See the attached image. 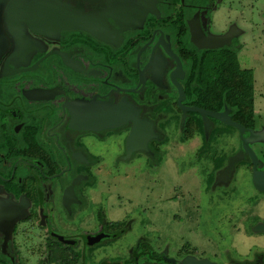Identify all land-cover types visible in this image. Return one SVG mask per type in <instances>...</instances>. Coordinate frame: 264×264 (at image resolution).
Masks as SVG:
<instances>
[{
    "label": "flooded vegetation",
    "instance_id": "flooded-vegetation-1",
    "mask_svg": "<svg viewBox=\"0 0 264 264\" xmlns=\"http://www.w3.org/2000/svg\"><path fill=\"white\" fill-rule=\"evenodd\" d=\"M259 43L264 0H0V264H264V100L239 59ZM242 70L248 120L227 97ZM173 145L188 146L191 221L209 202L212 231L188 250L116 189ZM244 168L252 194L231 206Z\"/></svg>",
    "mask_w": 264,
    "mask_h": 264
},
{
    "label": "rangeland",
    "instance_id": "rangeland-1",
    "mask_svg": "<svg viewBox=\"0 0 264 264\" xmlns=\"http://www.w3.org/2000/svg\"><path fill=\"white\" fill-rule=\"evenodd\" d=\"M239 59L242 68L254 71L257 111L259 106H262L261 97L264 100V44L248 46L241 52ZM259 92H263L261 97ZM223 141L226 153L241 148V140L236 131L229 136H224ZM252 147L260 155L263 145L255 143ZM187 157L188 146L173 145L172 154L162 159L159 169L153 170L145 166L144 171L129 170L127 178L122 175L117 180L119 186L116 189L122 196L141 202L146 207L151 204L154 217L150 218L151 220L146 218L150 221L146 220L145 224L155 229L160 241L164 238L171 241L172 251L180 247L188 250V237L198 247L204 246V237L212 231L208 220L210 215L206 214L208 210H205L206 203L209 204L206 195H200V200L205 205L199 203L203 208L201 210L198 208L197 223L194 222L195 218L191 221V207L188 205ZM235 180L239 184V189L236 195L232 196L231 206L238 204L237 202H243L252 194V179L248 169H242ZM192 191L199 192L196 186H193ZM225 205L221 212L229 211L227 207L229 203Z\"/></svg>",
    "mask_w": 264,
    "mask_h": 264
},
{
    "label": "trees",
    "instance_id": "trees-1",
    "mask_svg": "<svg viewBox=\"0 0 264 264\" xmlns=\"http://www.w3.org/2000/svg\"><path fill=\"white\" fill-rule=\"evenodd\" d=\"M253 78L249 71L242 70L240 73V84L236 91L227 94L228 99L237 100L240 106L241 117L248 120L252 118L253 104ZM212 96L214 94H211ZM234 98V99H232Z\"/></svg>",
    "mask_w": 264,
    "mask_h": 264
},
{
    "label": "water",
    "instance_id": "water-1",
    "mask_svg": "<svg viewBox=\"0 0 264 264\" xmlns=\"http://www.w3.org/2000/svg\"><path fill=\"white\" fill-rule=\"evenodd\" d=\"M192 110H196V111L200 112L203 116H206V115H208V114H210V115H212V116H215V117L221 119L222 121H224L225 123H228V124H230V125H233V126L237 127L238 129L241 130V133H242L243 130H244V128H243L241 125L236 124V123H234V122H231V120H230L229 118L225 119V115H226V113H224V114H222V115H219V114L208 113L207 111H204V110H202V109H197V108H193ZM138 132H139V131H138V129H137L136 132H132V135H131V136H134V135L138 134ZM251 133H252V134H251V137H250L249 139H245V140H244V148H245V150H246L247 152H249V154L252 156L253 160L256 161L257 158L255 157V155H254L252 149L250 148V146H249V144H248V141L251 140V139L254 137V134H255L254 132H251ZM255 182H258V179H257V176H256V175H255Z\"/></svg>",
    "mask_w": 264,
    "mask_h": 264
}]
</instances>
